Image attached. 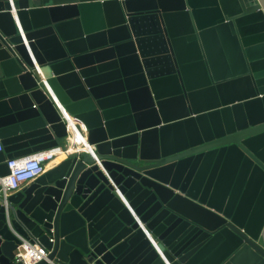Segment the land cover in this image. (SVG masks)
I'll use <instances>...</instances> for the list:
<instances>
[{"label":"water","instance_id":"obj_1","mask_svg":"<svg viewBox=\"0 0 264 264\" xmlns=\"http://www.w3.org/2000/svg\"><path fill=\"white\" fill-rule=\"evenodd\" d=\"M0 264H264V0H0ZM144 228H143V226ZM35 264H48L41 260Z\"/></svg>","mask_w":264,"mask_h":264},{"label":"built area","instance_id":"obj_2","mask_svg":"<svg viewBox=\"0 0 264 264\" xmlns=\"http://www.w3.org/2000/svg\"><path fill=\"white\" fill-rule=\"evenodd\" d=\"M52 97L56 106L62 111V118L66 122L68 130L67 136L70 138L69 146L57 145L8 160L7 166L9 168V173L5 175L0 174V194L5 197L20 190L29 182L43 174L46 170L47 163L56 155L60 153L68 155L83 151L93 152L92 145L88 141L87 129L84 123L78 118L70 115L56 96ZM2 150L3 144L0 138V151ZM144 230L165 263L171 264L164 252L160 249L157 240L152 237L145 228ZM49 252L50 251L45 246L38 242L24 240L15 252V259L17 261H22L23 264H35L43 259L47 260L48 264H63L54 258H49Z\"/></svg>","mask_w":264,"mask_h":264},{"label":"crops","instance_id":"obj_3","mask_svg":"<svg viewBox=\"0 0 264 264\" xmlns=\"http://www.w3.org/2000/svg\"><path fill=\"white\" fill-rule=\"evenodd\" d=\"M70 143V138L67 136L65 138V140L60 144V145H65V146H69ZM63 156V157H62ZM66 154H58V156L56 155L51 161H49L46 165V170L54 167L55 165H57L58 163H60L64 158H65ZM59 157V158H58ZM58 159V160H57ZM60 159V160H59Z\"/></svg>","mask_w":264,"mask_h":264},{"label":"bare ground","instance_id":"obj_4","mask_svg":"<svg viewBox=\"0 0 264 264\" xmlns=\"http://www.w3.org/2000/svg\"><path fill=\"white\" fill-rule=\"evenodd\" d=\"M60 154H64V153H60ZM58 156V155H57ZM63 157V156H62ZM59 158V157H58ZM58 160V159H57ZM60 160V159H59Z\"/></svg>","mask_w":264,"mask_h":264}]
</instances>
